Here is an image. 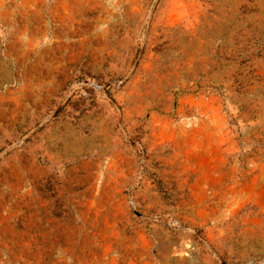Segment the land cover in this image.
<instances>
[{
    "label": "rangeland",
    "instance_id": "obj_1",
    "mask_svg": "<svg viewBox=\"0 0 264 264\" xmlns=\"http://www.w3.org/2000/svg\"><path fill=\"white\" fill-rule=\"evenodd\" d=\"M0 264H264V0H0Z\"/></svg>",
    "mask_w": 264,
    "mask_h": 264
}]
</instances>
